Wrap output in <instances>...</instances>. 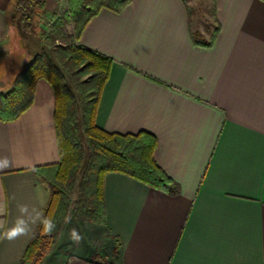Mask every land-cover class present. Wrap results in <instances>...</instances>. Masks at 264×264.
I'll return each mask as SVG.
<instances>
[{
    "label": "crops",
    "instance_id": "0c3cea01",
    "mask_svg": "<svg viewBox=\"0 0 264 264\" xmlns=\"http://www.w3.org/2000/svg\"><path fill=\"white\" fill-rule=\"evenodd\" d=\"M10 1L0 0V59L17 72L43 46V18L61 2L46 0L38 28L23 33ZM190 3L101 8L79 36V44L113 59L96 125L154 134V159L179 186L168 194L122 173L104 175L99 228L114 240L112 264H264V0ZM216 26L209 46L194 42L195 32L211 40ZM54 106L52 86L40 79L28 109L0 119V158L11 162L0 170V202L8 204L0 219L9 227L19 206L43 213L48 205L45 171L31 169L59 161ZM38 226L0 243V264H20ZM97 263L76 254L63 262Z\"/></svg>",
    "mask_w": 264,
    "mask_h": 264
},
{
    "label": "trees",
    "instance_id": "16d2710c",
    "mask_svg": "<svg viewBox=\"0 0 264 264\" xmlns=\"http://www.w3.org/2000/svg\"><path fill=\"white\" fill-rule=\"evenodd\" d=\"M131 0H68L65 18L71 16L73 33L69 42L50 48L44 32L43 41L34 54L11 79L10 88L0 90V119L11 121L32 103L36 82L47 80L54 92V124L59 161L37 167L45 171L49 201L44 216L54 218L57 228L44 234L39 224L27 245L20 264H41V250L51 248L66 214L86 218L98 226L105 225L103 178L118 172L168 194L179 192L178 184L157 164L154 151L157 138L151 132H108L95 123V112L102 88L108 79L113 59L78 43L88 22L101 8L120 12ZM9 11L17 17L18 29L25 33L36 30L46 0H11ZM64 17V16H63ZM62 16L54 22L62 26ZM204 41L198 32L195 43L209 46L217 33ZM45 44V45H44ZM87 75V79L81 77ZM70 81V82H69ZM51 172L52 177L48 175ZM97 264H112L105 261Z\"/></svg>",
    "mask_w": 264,
    "mask_h": 264
},
{
    "label": "rangeland",
    "instance_id": "374dc122",
    "mask_svg": "<svg viewBox=\"0 0 264 264\" xmlns=\"http://www.w3.org/2000/svg\"><path fill=\"white\" fill-rule=\"evenodd\" d=\"M205 1L206 0H190V5L194 8L202 9L205 5ZM60 2L61 5L58 12L53 13V15L52 13L49 14L47 19L43 18L45 21H43L44 27L46 29L42 30V32H44V34H46L49 38L48 41L51 45L50 48L68 43L70 40L69 37L73 33L71 16H68L67 19L65 18V11L69 8L68 0H60ZM61 16L63 22L62 26L57 25L54 22L57 17ZM4 69L16 72V68L14 66L10 65L9 62L7 63L3 59H0V73ZM81 78L87 79V75H84ZM9 79L11 80V77ZM9 79L6 78L2 80V76L0 75L1 90L2 86L6 85V82L9 81ZM48 175H50V178L52 177L51 172H48ZM68 217H70V222L65 223V220ZM72 229H76L82 237L78 243L73 242L70 239L69 234ZM103 234L105 233L100 230L98 225L93 224L86 218H76L71 214V211H69L66 214L63 223L61 222V228L58 232L54 245L51 248H47L45 246L42 247L40 254L41 264H63L64 260L70 254L82 255L100 262H105L111 255V246H114V240L110 239L108 234Z\"/></svg>",
    "mask_w": 264,
    "mask_h": 264
},
{
    "label": "clouds",
    "instance_id": "9594fccd",
    "mask_svg": "<svg viewBox=\"0 0 264 264\" xmlns=\"http://www.w3.org/2000/svg\"><path fill=\"white\" fill-rule=\"evenodd\" d=\"M11 166V162L7 157L0 158V170L7 169ZM33 172L37 169L32 168ZM8 204L7 202H0V216L7 214ZM20 215L17 216L15 222L9 227L6 220L0 219V243L4 241H14L22 236H27L32 231L30 225L36 224L37 221L42 226L41 231L44 234L51 235L56 231L57 224L51 216H44L42 212L36 211L29 212L26 205L19 206ZM34 213V214H33ZM70 222V217L66 218L65 223ZM70 239L73 242H79L81 240L80 234L76 229L70 231Z\"/></svg>",
    "mask_w": 264,
    "mask_h": 264
}]
</instances>
